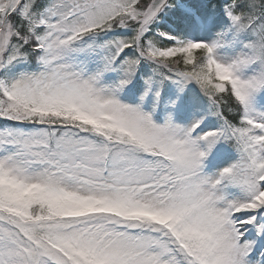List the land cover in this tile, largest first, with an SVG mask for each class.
<instances>
[{
    "label": "snow or ice",
    "instance_id": "6c2138e0",
    "mask_svg": "<svg viewBox=\"0 0 264 264\" xmlns=\"http://www.w3.org/2000/svg\"><path fill=\"white\" fill-rule=\"evenodd\" d=\"M0 264H264V0H0Z\"/></svg>",
    "mask_w": 264,
    "mask_h": 264
}]
</instances>
